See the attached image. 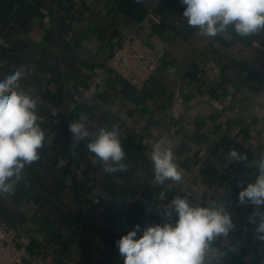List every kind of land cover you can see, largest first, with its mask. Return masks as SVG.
<instances>
[{
  "label": "crops",
  "instance_id": "1",
  "mask_svg": "<svg viewBox=\"0 0 264 264\" xmlns=\"http://www.w3.org/2000/svg\"><path fill=\"white\" fill-rule=\"evenodd\" d=\"M184 7L180 0H0V79L23 66L21 85L39 97V110L77 103L78 88L109 60L116 36L136 33L159 63L140 91L106 71L101 92L78 102L67 119L38 122L46 133L40 159L0 198V224L13 229L22 264H123L115 242L137 224L164 223L163 205L184 193L151 183L146 138L173 143L194 203L211 197L231 212L236 230L225 248L236 250L224 264H264V242L248 221L253 206L238 202L257 170L226 160L230 149L251 161L264 147V33L199 37L182 17ZM215 64L221 74L207 76ZM80 114L90 129L121 131L117 114L137 124L135 134L121 131L126 172L105 173L84 141L70 152L69 125Z\"/></svg>",
  "mask_w": 264,
  "mask_h": 264
},
{
  "label": "clouds",
  "instance_id": "2",
  "mask_svg": "<svg viewBox=\"0 0 264 264\" xmlns=\"http://www.w3.org/2000/svg\"><path fill=\"white\" fill-rule=\"evenodd\" d=\"M184 5L182 17L196 35L215 38L233 30L240 38L264 33V0H180ZM26 78L23 66L0 79V198L11 195L23 179L26 167L40 159V150L46 141L45 130L38 123L40 99L21 81ZM73 144L70 152L81 141L88 152L102 164L107 174L126 172V153L122 147L121 131L96 126L90 129L86 115L69 125ZM150 145L147 153L152 165L151 183L164 185L171 190L179 187L183 196L176 195L160 211L164 223L135 225L122 235L116 247L123 264H224L229 251L236 249L225 244L229 234L236 230L231 212L222 200L209 197L194 203L184 185V171L177 162L171 141L145 139ZM227 162H245V167H255L257 175L238 193L240 205H252L248 221L255 227V238L264 242V151L248 161L245 153L230 149ZM195 191V189H193ZM161 191L158 199L164 200ZM138 233H141L138 235ZM219 241L222 246L217 247Z\"/></svg>",
  "mask_w": 264,
  "mask_h": 264
},
{
  "label": "built area",
  "instance_id": "3",
  "mask_svg": "<svg viewBox=\"0 0 264 264\" xmlns=\"http://www.w3.org/2000/svg\"><path fill=\"white\" fill-rule=\"evenodd\" d=\"M148 18L152 24L160 23L158 18L152 13L148 14ZM113 41L115 47L109 60L103 67H94L88 83L78 88L79 103L85 104L101 92L103 74L106 71L113 73L137 91L142 90L155 74L159 63L153 57L151 48L136 33L116 36ZM0 45H4L1 38ZM4 65V60L0 59V67ZM205 72L207 76L217 78L221 74V69L218 64H215L209 66ZM78 102H66L60 109L48 104L45 105L39 110L38 122L57 117L67 119L75 110ZM117 118L121 123V131L129 129L132 133H137L138 126L130 118L124 114H117ZM262 151H264V147L261 149ZM64 165V161L58 163V166ZM224 193V189L216 191L217 195H223ZM95 239L98 240L97 237ZM22 262L23 255L15 244L13 229L5 224H0V264H22Z\"/></svg>",
  "mask_w": 264,
  "mask_h": 264
}]
</instances>
